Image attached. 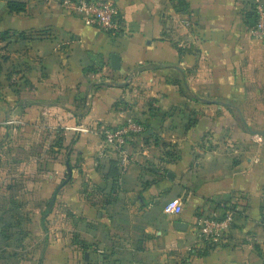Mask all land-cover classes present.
<instances>
[{"label":"crops","instance_id":"0c3cea01","mask_svg":"<svg viewBox=\"0 0 264 264\" xmlns=\"http://www.w3.org/2000/svg\"><path fill=\"white\" fill-rule=\"evenodd\" d=\"M114 1L116 36L59 0H0V264H264L253 0ZM129 120L121 174L103 130ZM223 206L205 251L197 218Z\"/></svg>","mask_w":264,"mask_h":264},{"label":"built area","instance_id":"2783aa9c","mask_svg":"<svg viewBox=\"0 0 264 264\" xmlns=\"http://www.w3.org/2000/svg\"><path fill=\"white\" fill-rule=\"evenodd\" d=\"M59 5L69 13L83 18L87 23L97 26L105 32L116 36L120 32L119 10L114 0H59ZM256 14V24L251 29L254 37L264 42V0H253ZM143 130L142 124L129 120L126 124L107 127L103 130L105 143L119 157L121 174H124L132 157L129 149V139L135 133ZM222 215L199 216L196 221V235L200 244H222L225 234L229 231L237 208L223 206ZM167 213L180 214L183 205L178 199L170 200L165 208Z\"/></svg>","mask_w":264,"mask_h":264},{"label":"trees","instance_id":"16d2710c","mask_svg":"<svg viewBox=\"0 0 264 264\" xmlns=\"http://www.w3.org/2000/svg\"><path fill=\"white\" fill-rule=\"evenodd\" d=\"M8 7L11 11H16V12H21V11H24L25 8H26V4L23 3V2H15V1H12V2H9L8 4ZM253 12L255 14V11H254V7H253ZM256 24V14H255V21H254V25ZM220 244H209V243H205V244H202V248L205 250V251H209V250H212L214 248H216L217 246H219Z\"/></svg>","mask_w":264,"mask_h":264},{"label":"water","instance_id":"95a60500","mask_svg":"<svg viewBox=\"0 0 264 264\" xmlns=\"http://www.w3.org/2000/svg\"><path fill=\"white\" fill-rule=\"evenodd\" d=\"M112 66L114 69H119L120 68V57L117 54H113L112 55ZM183 225V224H180ZM181 227H185V226H181Z\"/></svg>","mask_w":264,"mask_h":264},{"label":"rangeland","instance_id":"374dc122","mask_svg":"<svg viewBox=\"0 0 264 264\" xmlns=\"http://www.w3.org/2000/svg\"><path fill=\"white\" fill-rule=\"evenodd\" d=\"M16 36V35H15ZM17 37H19V35L17 36ZM21 37V36H20ZM2 39V38H1ZM4 39V41H7L6 40V38H3ZM10 42H12V41H10ZM9 42V43H10ZM0 48H4V46H0ZM3 53H1L0 52V56L2 55ZM6 166V164H5V162L3 163H1L0 162V174H5L8 170H7V168L5 167Z\"/></svg>","mask_w":264,"mask_h":264}]
</instances>
